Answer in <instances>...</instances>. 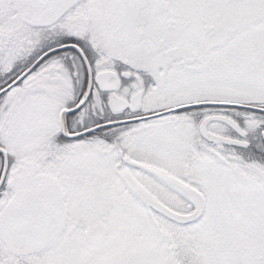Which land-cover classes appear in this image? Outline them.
Returning <instances> with one entry per match:
<instances>
[{
    "label": "snow or ice",
    "instance_id": "6c2138e0",
    "mask_svg": "<svg viewBox=\"0 0 264 264\" xmlns=\"http://www.w3.org/2000/svg\"><path fill=\"white\" fill-rule=\"evenodd\" d=\"M0 264H264V0H0Z\"/></svg>",
    "mask_w": 264,
    "mask_h": 264
}]
</instances>
